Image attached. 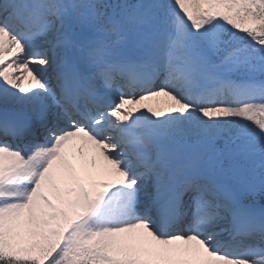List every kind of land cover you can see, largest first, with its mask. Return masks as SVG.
<instances>
[{"label": "snow or ice", "instance_id": "6c2138e0", "mask_svg": "<svg viewBox=\"0 0 264 264\" xmlns=\"http://www.w3.org/2000/svg\"><path fill=\"white\" fill-rule=\"evenodd\" d=\"M0 264H264V0H0Z\"/></svg>", "mask_w": 264, "mask_h": 264}, {"label": "rangeland", "instance_id": "374dc122", "mask_svg": "<svg viewBox=\"0 0 264 264\" xmlns=\"http://www.w3.org/2000/svg\"><path fill=\"white\" fill-rule=\"evenodd\" d=\"M165 100H166V98L159 97V98H154V99L149 100V101H145L144 107L141 108V111H144L148 105H151L153 107H157V106L163 107Z\"/></svg>", "mask_w": 264, "mask_h": 264}]
</instances>
